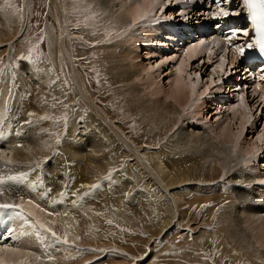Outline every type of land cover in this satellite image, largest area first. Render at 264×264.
<instances>
[{"label": "bare ground", "instance_id": "obj_1", "mask_svg": "<svg viewBox=\"0 0 264 264\" xmlns=\"http://www.w3.org/2000/svg\"><path fill=\"white\" fill-rule=\"evenodd\" d=\"M84 1L93 7V13H96L97 9H99V12L106 14L105 20L107 22H118L117 26H120L123 30L130 23L134 27L135 23H138V21L141 22L154 8L158 9L163 5L161 0ZM171 1L175 3L179 2L183 8L185 7L184 9L188 10L187 18H182L183 22H181L183 32L193 31L201 20H209L210 16H217L220 12L226 13L224 9L227 8L225 6L223 10L221 9L219 11L214 10L215 7L213 6L207 9L202 0ZM57 2L59 3L57 5L61 8L62 1L57 0ZM168 2L166 5H168ZM238 5H240L239 1H237ZM215 9L219 8L216 7ZM235 12L239 14L241 11L239 9ZM233 16L234 18L237 17L236 14ZM3 17V14L0 12V20L4 25ZM229 19L230 16L222 13L220 22H217V26L222 27L224 23L230 21ZM188 20L191 21L190 26H188ZM242 22L243 19L237 20L238 24ZM66 33V23L63 19L62 33L58 42L59 50L63 56L61 61H57V66L60 70L61 65L65 66V60H67L71 72H73L72 75L77 89L76 93L80 94L82 99L93 110V114L91 113L89 115L80 129H76V121L72 119L67 123L65 131L58 141L52 143L48 140L45 123H40L39 119L34 115V113L43 114V112L36 104L37 95L35 94V87L30 84L31 79L39 84V89L36 90L42 92L49 99L52 97V90L56 93L60 91L57 88H50L49 81H46L44 75H40V77L35 79L34 76L36 74L34 72L30 74V69L26 65H23L20 74H11L12 81H15L13 83L14 92L11 97H9L5 86L0 82V143L9 140L6 146L3 143L0 144V146L5 147L4 150L0 149V193H2L0 194V204L15 206L22 203V209L19 210V213L24 218L20 224V229L22 230L18 232V228L13 229L7 239L13 238L14 246L2 247L0 245V264H22V261H27V264H40L42 263L40 261H46L48 259L46 258L47 256L60 259L72 255V252L67 249V246L64 247V244L58 242L52 235L54 228L60 222L65 223L66 229L75 228L76 231H79L78 229L80 228L83 231L84 228L82 227L84 226H97L99 228L100 226L98 225L100 223L104 225L109 219H118L120 222V220L132 218L130 217L131 212H134L132 216L137 213L141 216L137 215L140 221L143 223L148 221L149 225H146L148 232L152 229L160 231L164 227V231L166 232L168 230L169 233L170 230L176 227L179 233H183L184 220L186 217H189V210L192 205L195 203H201L203 205L212 201L215 202L218 199L215 197L213 198L215 200H209V198L201 197L206 194L205 190L207 191L208 189L204 187L208 183L201 179L205 169H208V172L211 174H216L222 167L224 168V172L226 171L227 181L224 182V185H220L222 187L220 188L223 190V193L231 197L229 203L232 209H234V212L231 214L229 210V214L226 210V215L232 221L231 224L236 230L234 233L236 237L241 241L246 240L247 242L249 233L245 230L246 227L243 226V220L239 215L240 209L243 208V210L247 209L249 211L250 208L246 204L261 199L264 200V188L260 190L262 193H258V196L252 191V188L254 191L256 188H261L258 187V183H262L257 178L258 176L255 173L253 174L254 169H251L252 162L257 159L251 153L250 146L247 149L246 147L244 148L243 142L240 140V137L245 133V128L252 127V125L254 126L256 124H249V116L246 114V109H244L247 107V102L245 103L246 105L242 103L237 105V107L234 106L232 110L230 109L232 117L227 124L219 125V132H206L203 130L202 133H199L194 131L197 130L195 125H188V122L184 119L186 118V108L191 107V98L195 94L192 93L194 84H188L190 81L188 78L181 86L170 88L168 91L162 88L157 89V92L152 90L147 93L150 90L148 88L149 90L145 93L149 100L147 104L143 106L145 102L139 103L138 101L132 110L135 109L137 112L140 107L142 109H155L156 118H160V121L156 125H159L158 123L169 122L171 119H174V116L180 117V120H185V122L180 123L179 129L160 148H148L147 151H141L137 147L134 136L129 133L125 134L124 129L121 128L122 123L120 122L121 125H119L116 122L117 120L111 119L108 115L107 107H103L100 104V100H94L92 97L89 86L85 82L86 73L82 71L84 68L82 69L76 65L75 55L72 51L70 41L66 38ZM234 37L236 39V41H233L234 43L242 42L244 38V36ZM202 38L198 37L195 40H191V43L196 41L199 42L198 44H201ZM204 46V49L201 45V49L199 47L194 48V46L189 49L187 48L185 50V60L190 63L192 59H199L202 52H207V49L211 51H208L210 56L207 61L217 57L218 53L225 54V59L228 46L224 42L212 39V42L207 40ZM212 46L216 47V51L213 52ZM111 50L114 51L113 49ZM115 52L117 51L115 50ZM125 52L127 55L128 52ZM233 54H235L233 58L235 62L234 65L232 64V71H236L235 65L238 63L237 54L235 52ZM220 61V65L223 66L225 60ZM207 63L209 64L210 61ZM107 67L106 72L115 83H126L127 85L132 81L133 78H131L129 73L130 65L126 58L123 63H119V60L116 61L114 58ZM215 67L216 69L219 68L217 66ZM235 74L238 75L239 73L235 72ZM242 74H244L243 77H247L245 73ZM240 78L241 82L246 81L248 83L250 81L247 78ZM130 85L132 87V84ZM120 86L122 85L120 84ZM222 87L220 84V90H222ZM254 89H256L254 93L260 92L263 95L264 102V91H257L258 88L256 85ZM243 92L245 93V91ZM144 96L141 98L144 99ZM254 96L255 98L257 97L256 95ZM201 97H196L197 99L195 100L201 99ZM194 98L192 99L194 100ZM257 99L260 98L258 97ZM199 106L196 105L192 112L194 113L200 110ZM236 115L238 116L236 117ZM250 117L252 118V114ZM31 118H34V120H31ZM234 118L238 119L236 123L239 124L236 130L238 132L241 130L239 137H236V132L232 130L235 125ZM154 122L156 123V121ZM254 142L256 143V141ZM231 144H233L234 150L230 148L229 145ZM262 145L264 147V142ZM52 148L53 152L51 154L53 155L51 159L41 166V168L35 169V166L31 162L33 155H44L46 151L49 152ZM190 151H192V155L189 153ZM244 153L249 158L247 163L243 162ZM200 155H204L205 157L203 162L200 160ZM125 157L127 162L123 165L121 171H118L119 173L116 172L111 175L108 180L103 178V174L108 172L117 163V159L121 160ZM11 161H14L15 165H10ZM43 174H45L47 179L46 182L43 179ZM252 184L254 185L253 187ZM20 185L22 188H20ZM50 189L53 191L51 192ZM46 193L49 195L50 193L59 194V210H56V199L47 201L44 198ZM85 193H92V195L82 198L81 195ZM223 193H221L220 198ZM47 205L50 207V210L55 211L48 212L44 210ZM249 205L251 206V204ZM223 211L221 213H224ZM223 216L225 217V215ZM258 219H256L254 212L253 216L248 215L246 221L255 223V227L251 231H256L258 236L256 243L264 249V222H256ZM191 222L189 232L187 234L184 233L185 235L182 234L186 238L194 234L192 232L195 227L193 228L192 226L195 225V222L193 220ZM258 229L259 231H257ZM37 237L43 239L42 243H39ZM59 244L62 247L57 248ZM254 246H256L255 243L251 247L255 249ZM257 248L260 252L261 248Z\"/></svg>", "mask_w": 264, "mask_h": 264}, {"label": "rangeland", "instance_id": "obj_2", "mask_svg": "<svg viewBox=\"0 0 264 264\" xmlns=\"http://www.w3.org/2000/svg\"><path fill=\"white\" fill-rule=\"evenodd\" d=\"M61 1L62 7L60 6L61 8H59L57 0H0V12L4 16L3 22L5 23L3 25L0 20V82L5 86L9 97H11L14 92L13 83L15 82L12 81L11 74H20L21 67L26 65L30 69V74H33V72L36 74L34 76L35 79L40 77V75H44L46 81H49L50 88L59 89L61 93H56L52 90V97L49 99L42 92L36 90L39 89L38 83L32 79L30 82L35 87V94L37 95L36 104L43 112V114L34 113V115L39 119L40 123H45L46 134L48 132L47 136L50 142H56L61 138L67 123L72 119L76 121V123L74 121L76 129H80L89 115L91 113L93 114L91 106L82 99L80 94L76 93L77 89L72 75L73 72H71L67 60H65V66L61 65L60 70L57 66V61H61L63 56L59 50L58 42L61 37L62 21L64 19L67 28L66 38L72 46L76 65L82 69L84 68L82 71L86 73L85 82L89 86L92 97L94 100H100V104L103 107H107L106 109L111 119L117 120L116 122L119 125L122 123L121 128L124 129L125 134L129 133L134 136L137 147L141 151H147L148 148H160L179 129L180 123H184L185 120L188 122V125L192 124L195 125V128L197 127V130H194L196 132L202 133L203 130L206 132H219V125H225L230 121L232 108L242 103L244 105L247 104V107L244 109H246V114L249 116V124H256L254 126L252 125V127H246L244 130L245 133L240 137V140L243 142L244 148L246 147L247 149L250 146L251 153L257 159L252 162L251 169H254L253 174L255 173L262 183H258V187L261 188H256L255 191L252 188L254 186L252 184V191L255 195L257 194L256 196H258V193H262L260 190L264 188V147L262 145L264 141L261 142L264 140L263 95L260 92L254 93L252 89L248 91L244 89L239 90L237 80L239 76L244 74H242L239 63L235 65L236 71H232V66L235 61L231 59L228 52L226 53L225 59V54L218 53L217 57L211 59L212 61L210 59L208 60L210 61L208 64L207 59L211 51L207 49V52H202L199 59H192L188 63L185 60V50L192 46L194 48L199 47L201 49L202 47L204 49V43L198 44L199 42L195 41L194 43L190 42L191 44L187 46L183 44L181 46L183 53L179 51L172 52L173 50L162 48L167 47V44H163V40L167 39L169 35H165L164 31L157 33V30L160 31V26H156L154 22L166 21L169 18L183 22L182 18H187L188 10L180 8L179 2L175 3L171 0L169 2L168 0H161L162 7L158 9L154 8L146 16L147 18H144L145 20L138 21V23L134 24V27L130 23L123 30L120 26H117L118 22H107L105 20L106 14L99 12L97 7V12L93 13V7L84 0ZM167 2L168 5H166ZM215 8L214 10L219 11L224 9L223 7L221 9ZM63 12L64 14H62ZM188 22V26H190L191 21L188 20ZM180 33L184 35L185 32L182 29ZM164 35L165 37H163ZM170 37L178 41V33L175 36L170 33ZM5 39L7 40L2 42ZM195 43L199 46L197 44L195 45ZM178 48H180L179 44ZM211 48L213 52L216 51V47L212 46ZM115 50L120 55H117ZM125 51L128 52L127 55ZM234 55L232 54L233 58ZM114 58L116 61L119 60V63H123L125 62V58L127 59L130 65L129 73L131 78L134 79L130 82L133 88L130 84L126 85V83H123L125 84L123 86L122 83H115V81L110 79L106 68H108L107 66ZM220 60H225L223 66L220 65ZM215 66L219 68L216 69ZM235 72L239 74L236 75ZM227 76L230 77L229 79L231 81H234L233 85L230 86L229 84V88L225 82ZM187 78L190 80L188 84H194L192 93H195V98L193 95L192 98L194 100L191 98V107L186 108V118H184V121H181L180 117L174 116V119L169 121L170 123L164 122L156 125L160 121V118H156L155 109H151V111L150 109H142L140 107L137 112L135 109H133L134 111L132 110L138 101L139 103L145 102L143 106L147 104L149 100L145 93L149 90L148 88L150 90L147 93L152 90L157 92V89L162 88L168 91L170 88L181 86V84L188 80ZM242 78L248 79V77L243 76ZM222 81L224 82L222 83ZM220 84L223 86L222 90H220ZM129 90L132 91L130 92ZM243 91L247 92L244 93ZM27 92L29 91L27 90ZM198 95L200 97L202 96L201 99L195 100L199 97ZM254 95L257 97L255 98ZM143 96L144 99L141 98ZM258 97L260 99H257ZM223 99H226L224 100L225 102ZM196 105L202 107L199 106L200 110L193 113V108ZM251 114L252 118L250 117ZM31 120H34V118H31ZM234 121V127H236H233L232 130L236 132L235 136L239 137L241 130L239 132L236 130L239 126L236 123L238 119L234 118ZM8 141L5 140L2 142L4 146L8 144ZM251 145L253 146L252 148ZM229 146L234 150L233 144ZM0 149L4 150L5 147L0 146ZM52 152L53 148L49 152L46 151L44 155H33V159L31 160L32 164L34 166H40L39 168H41V166L51 159ZM189 153L192 155V151ZM245 155L246 153L243 155V162L247 163L249 158ZM199 157L202 162L205 160L204 155H200ZM126 162V157L121 160L117 159V163L108 172L103 174V178L108 180L111 175L118 171L120 172ZM11 164L15 165L14 161H11ZM246 167L248 166L246 165ZM208 171V169H205L204 175L201 177V179L209 184L204 186L205 189H208L207 191L205 190L206 194L201 197L209 198V200H215L213 199L215 197L218 199L215 202L212 201L203 205L201 203L192 205L189 210V217H186L184 220L183 233H179L176 227L173 228L174 230H170L169 233L168 230L166 231L167 233L164 231V227L160 231L152 229L148 232L146 229V225H149L148 221L145 223L140 221L137 217V215H140L137 213L132 216L134 212H131L130 217L132 218L120 220V222L118 219H109L104 225L100 223L98 225L100 226L99 228L97 226H84L82 227L84 228L83 231L80 228L78 229L79 231H76L75 228L66 229L65 223L60 222L54 228V238L57 241L67 240V243L73 244V248L69 249L72 255L60 259L49 258L50 256H47L46 258L48 259L46 260L45 258L46 261H40L42 262L40 264H82L85 262L92 263L93 260L96 261L98 259H101V261L97 264H123L124 262L126 264H165L166 260L170 262L169 264H203L202 262L204 261L202 259L207 258H209L208 260L212 264H264V252L262 253L264 249L256 243L258 239L256 231H251L255 227V223L246 221L248 215L253 216L255 212L256 219L259 218L256 222H264V200L249 202L251 206L246 204L250 208L249 211L247 209L243 210V208L240 209L239 215L243 220V226L246 227L245 230L249 233H247L249 235L247 238L248 241H241L234 234L236 230L232 227L231 219L226 215L227 213L229 214V211L230 214L234 212V209H232L229 203L231 197L223 193L221 189V186L227 181L226 171L224 172L223 167L216 174H211ZM43 179L45 182L47 181L45 174H43ZM211 186L218 188L217 190L214 188V190ZM20 188H22L21 185ZM50 190L51 192L53 191L52 189ZM221 193L223 195L220 198ZM58 195L52 193L49 195L46 193L44 197L47 201L56 199V210L60 209ZM90 195L92 193H85L81 197L86 198ZM21 204L15 206L22 207ZM221 207H224L225 210L223 211L224 208ZM44 210L48 212L55 211L50 210L48 205ZM226 210L229 211L227 212ZM222 211L225 214L221 213ZM220 213L225 215V217ZM247 213L248 215H246ZM21 217V220L24 219L23 216ZM191 220L195 222V225L192 226L193 228L195 227L192 232L194 233L192 235L193 238L190 235L186 238L183 235L187 234L191 229ZM102 227L104 228L101 229ZM249 239L253 242L252 244ZM8 241L9 243L2 245V247L14 246L13 238ZM254 243L259 249L261 248L260 252L256 246H254L255 249L252 248ZM249 244H251L249 246L250 248L248 247ZM59 247H62V245L59 244L57 248ZM78 248H80L78 250L80 255L77 253ZM116 251L120 255H117ZM103 257L105 258L104 260H102Z\"/></svg>", "mask_w": 264, "mask_h": 264}, {"label": "snow or ice", "instance_id": "obj_3", "mask_svg": "<svg viewBox=\"0 0 264 264\" xmlns=\"http://www.w3.org/2000/svg\"><path fill=\"white\" fill-rule=\"evenodd\" d=\"M249 8L253 10V18L256 19V14H255V9L257 8L256 4H253L249 2ZM260 8H261V25L258 28V39L255 41L256 46L258 47L259 54L264 55V0H260ZM224 15H227V13H224ZM247 47L251 49L253 47L252 43H248ZM237 52L241 55L244 56L245 50L243 47L237 48ZM2 194V193H0ZM15 207L14 205L10 204H0V209H8V208H13ZM53 236H55V233H52ZM59 239V237H57ZM67 243V240L64 241ZM22 264H27V261H22Z\"/></svg>", "mask_w": 264, "mask_h": 264}]
</instances>
